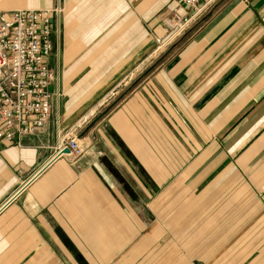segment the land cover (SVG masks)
<instances>
[{
  "label": "crops",
  "instance_id": "0c3cea01",
  "mask_svg": "<svg viewBox=\"0 0 264 264\" xmlns=\"http://www.w3.org/2000/svg\"><path fill=\"white\" fill-rule=\"evenodd\" d=\"M66 3L52 17L50 120L19 145L0 140V264H264V0L223 4L78 140V157L53 158L148 62L153 34L173 38L161 13L187 10ZM55 5L0 0V15Z\"/></svg>",
  "mask_w": 264,
  "mask_h": 264
},
{
  "label": "built area",
  "instance_id": "2783aa9c",
  "mask_svg": "<svg viewBox=\"0 0 264 264\" xmlns=\"http://www.w3.org/2000/svg\"><path fill=\"white\" fill-rule=\"evenodd\" d=\"M186 8L169 11L172 37L180 35L205 15L218 0H173ZM61 9L14 10L0 15V140L21 142L40 131L51 117L52 94L49 88L56 79L53 57L52 17ZM166 43H162L164 45ZM75 137L57 140L54 157H78ZM68 154H64V151Z\"/></svg>",
  "mask_w": 264,
  "mask_h": 264
},
{
  "label": "rangeland",
  "instance_id": "374dc122",
  "mask_svg": "<svg viewBox=\"0 0 264 264\" xmlns=\"http://www.w3.org/2000/svg\"><path fill=\"white\" fill-rule=\"evenodd\" d=\"M68 0H56V5L53 9H55L56 7H59L61 9V13L59 16L60 19L62 18V15H64L65 11H66V7H67V2ZM164 1V0H163ZM221 0H218L215 4L219 3ZM230 0H223L222 3H220L218 5V7L215 9L214 12H216L223 4H225L226 2H228ZM245 1V0H244ZM247 2V1H246ZM214 4V5H215ZM213 7V6H212ZM211 7V8H212ZM210 8V9H211ZM209 9V11H210ZM209 11L207 13H209ZM214 12L209 15L202 23L200 22L201 19H203L207 13L203 16H201L199 19H197L194 23H192L187 29H185L180 35L174 37V38H171L169 39V41L164 44V45H161L162 42L161 40H158L159 38L155 37L154 34H153V37H154V41L156 42V47H154L153 51L150 53L149 57H148V62L146 59H144V61H142L143 63H141V65L139 67H137L134 72L132 73V75H129L128 77H126L125 79H123L116 87H114L113 89H110L108 90V92L104 95V97L100 100V108H102V111H100V113L98 115H100L109 105H111L120 95H122L124 92L127 91V89L131 88L132 84L139 79V77H141L151 66H153L156 62L160 61V63L165 60V58L170 54L172 53V51H174L191 33H193L198 27H200L202 24H204L205 21L208 20V18H210ZM161 17H162V20L163 22H160L162 25H167L168 22H169V19H170V16H169V12L167 11H163L161 13ZM168 26V25H167ZM196 26V27H195ZM163 27V26H162ZM195 27V28H194ZM192 28H194L190 34H188L187 37H185L180 43L179 41L183 38V36L188 33ZM176 45L175 48H173V50H171L169 52V50L171 49L172 46ZM169 52V53H168ZM168 53V54H167ZM167 54V55H166ZM146 61V62H145ZM159 63V64H160ZM158 64V65H159ZM157 65V66H158ZM156 66V67H157ZM155 67V68H156ZM154 68V69H155ZM153 69V70H154ZM152 70V71H153ZM54 71L56 73V78H57V71H58V66L55 65L54 67ZM151 71V72H152ZM150 72V73H151ZM149 73V74H150ZM148 74V75H149ZM147 75V76H148ZM147 76H145L143 79H145ZM142 79V80H143ZM141 80V81H142ZM140 81V82H141ZM139 82V83H140ZM137 86V84L135 86H133L131 88V90L129 92H131L135 87ZM128 95V94H127ZM126 95V96H127ZM96 115V117L98 116ZM94 117V119L96 118ZM93 119V120H94ZM92 120V121H93ZM87 124L86 120L84 118L80 119L75 125H78L77 126V129H72L71 132L69 133V135L71 137H76L77 135V131L81 130V128H83L85 125ZM86 128V127H85ZM57 143V142H56ZM55 148V147H54ZM53 152H54V149H53Z\"/></svg>",
  "mask_w": 264,
  "mask_h": 264
},
{
  "label": "water",
  "instance_id": "95a60500",
  "mask_svg": "<svg viewBox=\"0 0 264 264\" xmlns=\"http://www.w3.org/2000/svg\"><path fill=\"white\" fill-rule=\"evenodd\" d=\"M223 2V0H221L219 3H217V4H215V5H213V7L210 9V11H209V13H207V15L203 18V19H201V23L209 16V15H211L214 11H215V9L218 7V5L220 4V3H222ZM196 27V26H195ZM194 27V28H195ZM194 28H192L188 33H186L184 36H183V38L179 41V43L185 38V37H187L188 36V34H190V32L194 29ZM176 47V45H174V46H172L171 47V49L169 50V52L171 51V50H173V48H175ZM168 52V53H169ZM167 53V54H168ZM166 54V55H167ZM160 63V61H158V62H156L153 66H151L141 77H139V79L138 80H136L133 84H132V86H131V88L133 87V86H135L136 84H138L145 76H147L158 64ZM131 88H129V89H127V91L126 92H124L122 95H120L111 105H109L100 115H98L93 121H91L88 125H87V127L84 129V131L78 136V137H76L75 139H74V141H73V144H77V142H78V140H80L92 127H94V125L100 120V119H102L104 116H106L128 93H129V91L131 90ZM64 154H68V151L66 150V151H64Z\"/></svg>",
  "mask_w": 264,
  "mask_h": 264
}]
</instances>
